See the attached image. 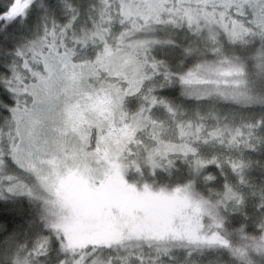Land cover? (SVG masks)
I'll list each match as a JSON object with an SVG mask.
<instances>
[{
    "label": "snow or ice",
    "instance_id": "snow-or-ice-1",
    "mask_svg": "<svg viewBox=\"0 0 264 264\" xmlns=\"http://www.w3.org/2000/svg\"><path fill=\"white\" fill-rule=\"evenodd\" d=\"M0 264H264V0H0Z\"/></svg>",
    "mask_w": 264,
    "mask_h": 264
}]
</instances>
